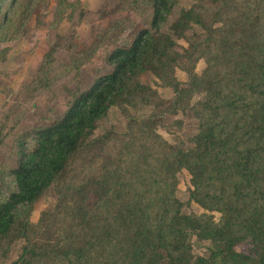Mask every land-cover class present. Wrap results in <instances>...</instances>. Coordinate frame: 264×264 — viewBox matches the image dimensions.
<instances>
[{
	"label": "trees",
	"instance_id": "16d2710c",
	"mask_svg": "<svg viewBox=\"0 0 264 264\" xmlns=\"http://www.w3.org/2000/svg\"><path fill=\"white\" fill-rule=\"evenodd\" d=\"M5 2L0 0V41L10 39V32L20 28L16 22L6 26ZM29 2H20L21 25ZM176 3L123 1L126 9L151 10L150 27L138 31L129 47L108 53L111 72L86 90L72 92L68 109L57 121L20 133L19 159L10 170L15 188L0 199L1 261L15 240L25 238L12 264H40L62 253L71 258V264H207L208 259L194 258L191 252L190 238L196 234L210 240L213 256L226 264H264V0H199L181 10L170 25L171 34L163 27ZM224 8L228 13L223 17ZM125 20L113 19L110 26L123 32ZM218 21L227 29L220 37L216 32L224 28L214 27ZM195 26L201 32L189 40L187 33ZM176 39L188 40L185 54L178 51ZM64 42L59 36L44 53L36 78L25 88L28 99L50 86L56 53ZM6 50L0 49V61ZM202 57L207 67L198 74L195 63ZM182 58L189 61L184 67L189 74L185 84L175 76ZM146 72L171 86L175 97L156 102L158 91L141 80ZM193 92L207 96L193 105L200 131L192 139V148L172 146L154 133V126L166 111L179 112L184 98ZM148 104L157 105L154 112L129 125L146 127L154 141L121 159L127 170L126 186L109 195L102 175H95L88 189L78 194L80 201H95L98 206L88 217L93 237L72 249L61 246L60 235L43 244L33 241L32 234L46 229L44 220L49 222L47 212L37 223L31 219L35 204L52 186L66 180L71 166L96 157L95 147L104 148L112 141L110 132L94 137L109 110L115 106L140 109ZM30 141L34 144L27 147ZM181 170L191 174L190 198L206 210L219 211V222L207 213L182 211L184 203L175 195L176 175ZM65 192L62 187L59 193ZM57 207L54 215L62 204ZM111 221L117 237L105 234ZM243 241L252 242L251 252L238 249Z\"/></svg>",
	"mask_w": 264,
	"mask_h": 264
},
{
	"label": "rangeland",
	"instance_id": "374dc122",
	"mask_svg": "<svg viewBox=\"0 0 264 264\" xmlns=\"http://www.w3.org/2000/svg\"><path fill=\"white\" fill-rule=\"evenodd\" d=\"M23 0H6L4 9L6 26L17 23L18 30L10 32V39L0 41V49L7 48L5 59L0 61V199L5 198L15 186L10 170L17 165L19 159L20 133L37 127L48 126L57 121L68 109L72 99V92L86 90L95 79L111 72L113 67L107 62L109 52L117 47H129L138 31L149 28L152 11L142 12L123 7L125 0H30L27 18L21 25L20 17ZM199 0H177L173 12L164 25L163 30L173 34L170 29L172 22L178 17L181 10L191 8ZM26 4V5H27ZM213 11V9H211ZM223 17L228 13L224 8ZM21 19V20H20ZM113 19H126L123 32L111 28ZM219 37L227 32L222 21L215 22ZM201 32L199 26L188 31L189 40H194L195 34ZM61 36L65 42L59 47L56 57L58 62L51 74V84L28 99L29 89L26 86L37 76V72L44 53L57 38ZM111 39V40H110ZM178 51L185 54L189 46L188 40L176 39ZM189 65L186 58L180 60V67L175 76L182 83L189 81V74L184 68ZM196 72L202 74L207 62L204 57L196 63ZM141 80L158 91L161 99L169 100L175 97L171 86L163 85L151 72L141 75ZM184 98V104L179 112L166 111L163 119L154 126V133L161 135L170 145L183 149L192 148L193 137L200 131V120L195 115L193 105L204 99L205 92H193ZM156 104H148L140 109L132 106L112 107L103 118L94 133V137L110 132L112 141L104 148L96 146V157L78 162L71 166L65 181L52 186L45 195L35 204L31 219L37 223L44 212L49 221L46 229H39L32 234V240L43 244L53 241L60 235L61 246L72 249L84 244L93 237V227L88 217L98 208L95 203L80 201L79 192L88 189L93 176L102 175L109 195L120 186H126L128 178L121 159L130 158L145 146L153 143V134L146 128L131 121H142L155 110ZM34 141L27 143L32 147ZM175 185L176 197L184 203L182 211L187 214L201 215L207 213L219 222L222 214L219 211H210L201 207L190 198L192 187L191 174L187 170L177 172ZM173 181H171V185ZM66 192L60 194L61 188ZM62 204L57 215L58 204ZM79 209V210H78ZM71 211V214L68 211ZM78 210V211H77ZM108 237H117L118 231L113 226L105 233ZM25 238L15 240L8 248L6 258L0 264H12L16 261L24 245ZM191 252L194 258L204 257L207 264H226L220 256H213V243L201 239L196 234L190 238ZM254 248L251 241H243L238 249L249 253ZM71 258L63 253L55 259L40 264H71Z\"/></svg>",
	"mask_w": 264,
	"mask_h": 264
}]
</instances>
